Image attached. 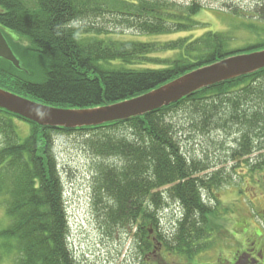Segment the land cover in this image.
I'll return each mask as SVG.
<instances>
[{"label":"trees","instance_id":"1","mask_svg":"<svg viewBox=\"0 0 264 264\" xmlns=\"http://www.w3.org/2000/svg\"><path fill=\"white\" fill-rule=\"evenodd\" d=\"M200 9L198 0L186 5L169 0H0V29L23 41L8 37L26 70L0 60V88L53 108L90 109L140 96L232 55L264 49L261 40L229 50L235 38L227 30L164 43L124 39L189 31ZM253 13L250 19L256 22L242 25L264 31L257 27L264 23V0L256 1ZM162 52L173 55L157 58ZM179 110L186 127L172 118ZM17 123L28 129L21 131ZM212 130L224 131L225 138L237 135L229 159H242L250 174L251 184L238 179V194L246 198L242 209L230 211L237 214L231 230L217 221L227 209L217 208L218 191L232 176L223 167L208 172L213 168L207 155L196 158L183 150L182 139L190 133L206 137ZM75 133L86 135L85 149L98 160L91 175L93 205L104 197L105 226L135 228L141 255L176 264H254L256 254L261 259L264 232L256 225L254 208L264 185V69L142 116L96 127H43L0 109V206L7 219L0 225V264H87L69 250L54 151L57 135ZM167 207L170 228L160 218ZM233 230L237 245L223 254L222 237Z\"/></svg>","mask_w":264,"mask_h":264},{"label":"rangeland","instance_id":"2","mask_svg":"<svg viewBox=\"0 0 264 264\" xmlns=\"http://www.w3.org/2000/svg\"><path fill=\"white\" fill-rule=\"evenodd\" d=\"M177 4L186 5L190 0H169ZM257 0H198L201 9L193 16L195 27L189 31L177 32L168 35H135L124 36L126 40H135L141 42H168L180 38L193 39L201 36L205 32H222L223 30L230 31L235 38L229 50H242L248 45H253L264 40V31L248 30L242 23L248 24L254 16V8ZM257 27L264 28V23H257ZM13 38L17 35L4 28L3 30ZM129 34H134L128 31ZM259 33V34H258ZM123 37V36H122ZM172 52H162L156 57L165 59L172 57ZM36 65V64H35ZM153 68V65H146ZM186 113V112H185ZM187 115V113H186ZM185 114L179 110L172 115L173 120L180 126L186 127ZM189 118V116H187ZM23 126H22V125ZM19 129L24 132L28 129V124L21 123ZM183 124V125H182ZM185 124V125H184ZM224 131L212 130L208 136L201 134H192L184 140V152L194 155L196 158H204L206 155L207 162L211 166L212 173L220 168H226L228 175L232 179L226 180L224 188L219 189L220 205L217 211L221 212L227 209L225 216L217 220L224 230H231L234 225V219L237 214L230 212L233 207L237 206L242 209L246 198V193L238 194L239 189L236 188L237 182L240 180L242 184H251L242 159H229L230 149L236 147L233 140L237 135H229L225 138ZM85 134L75 133L69 135H57L54 139V151L57 157L58 170L60 171L61 182L64 187L63 200L68 221V245L69 250L78 262L87 264H176L173 262L167 263V260L161 259L158 255L143 256L135 246V228L127 225H112L107 227L104 225V217L102 214V205L106 202L102 197V202H97L93 205L92 191V171L98 160L93 158L85 149ZM2 137L0 136V144ZM244 166L243 169H241ZM209 173V174H210ZM228 177V176H227ZM226 177V178H227ZM239 179V180H238ZM262 182V179H261ZM240 185V184H238ZM248 187V186H247ZM261 188V187H260ZM263 188V189H262ZM261 190L263 194L254 208L257 212L256 225L264 232V185ZM236 189H238L236 191ZM250 189V187H249ZM251 191L248 190L247 193ZM236 195V198H235ZM173 207V206H171ZM170 208L163 210L161 221L164 226L171 227V216L169 215ZM2 207L0 206V225L6 224ZM216 222V221H215ZM233 231L223 235L224 242L220 246L223 254L231 253L236 243H233V237L236 234ZM151 230V234H152ZM219 233V232H218ZM232 237H230V236ZM219 237L221 235L219 234ZM237 239V238H236ZM220 244V241L208 251L214 252ZM221 254V253H220ZM207 258V257H206ZM226 259V258H224ZM177 261V260H176ZM179 262V261H178ZM1 264H11L10 261L2 262Z\"/></svg>","mask_w":264,"mask_h":264},{"label":"water","instance_id":"3","mask_svg":"<svg viewBox=\"0 0 264 264\" xmlns=\"http://www.w3.org/2000/svg\"><path fill=\"white\" fill-rule=\"evenodd\" d=\"M0 60L24 71L0 30ZM264 69V49L232 55L184 75L140 96L90 109L53 108L0 88V109L36 125L79 129L96 127L159 110L195 92ZM25 72V71H24ZM151 234V230H149Z\"/></svg>","mask_w":264,"mask_h":264},{"label":"flooded vegetation","instance_id":"4","mask_svg":"<svg viewBox=\"0 0 264 264\" xmlns=\"http://www.w3.org/2000/svg\"><path fill=\"white\" fill-rule=\"evenodd\" d=\"M4 33V36H5V38H6V40H7V42H8V44H9V41H8V37H10L13 41H15V42H23L20 38V40L17 38V37H12L11 35H9V34H7L6 32H3ZM23 44H25V43H23ZM10 45V44H9ZM17 58H18V56H16ZM19 59V58H18ZM21 61V60H20ZM261 259H258L257 257H259V255L258 254H256L257 255V257H254L253 259H254V264H264V245H263V247H262V249H261Z\"/></svg>","mask_w":264,"mask_h":264}]
</instances>
